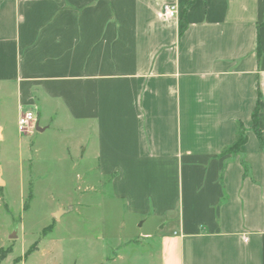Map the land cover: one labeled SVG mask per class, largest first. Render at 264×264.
Returning a JSON list of instances; mask_svg holds the SVG:
<instances>
[{"label": "crops", "instance_id": "crops-1", "mask_svg": "<svg viewBox=\"0 0 264 264\" xmlns=\"http://www.w3.org/2000/svg\"><path fill=\"white\" fill-rule=\"evenodd\" d=\"M8 90L151 223V264H264V0H0Z\"/></svg>", "mask_w": 264, "mask_h": 264}, {"label": "rangeland", "instance_id": "rangeland-1", "mask_svg": "<svg viewBox=\"0 0 264 264\" xmlns=\"http://www.w3.org/2000/svg\"><path fill=\"white\" fill-rule=\"evenodd\" d=\"M54 126L42 135L20 133L11 92H0V251L11 250L1 264L156 261L159 249L145 236L154 235L151 223L138 229L111 182L93 170L94 159L72 160L70 132L55 134Z\"/></svg>", "mask_w": 264, "mask_h": 264}, {"label": "trees", "instance_id": "trees-1", "mask_svg": "<svg viewBox=\"0 0 264 264\" xmlns=\"http://www.w3.org/2000/svg\"><path fill=\"white\" fill-rule=\"evenodd\" d=\"M187 26L186 23V19L184 18L181 23H180V33H183L185 31V28ZM259 58H260V53H259ZM253 127H254V132L257 135V137L259 138V140L261 141V131L259 128V105L257 106V108L255 109L254 113H253ZM248 137L246 135V131L245 128L243 126L242 123H238L237 124V134H236V139L235 142L225 148L222 151V155L226 156V155H237L241 153V149L242 147L247 143ZM51 229L53 227H50ZM36 249V246L32 249H30L26 254H25V258H27L32 252L33 250ZM11 252V250H1L0 251V264L7 258V255ZM21 261V259L19 260H15L14 264H18Z\"/></svg>", "mask_w": 264, "mask_h": 264}, {"label": "built area", "instance_id": "built-area-1", "mask_svg": "<svg viewBox=\"0 0 264 264\" xmlns=\"http://www.w3.org/2000/svg\"><path fill=\"white\" fill-rule=\"evenodd\" d=\"M179 14L176 5L166 4L162 8L161 15L165 19H175ZM38 123L37 115L33 112H25L18 120V128L20 133H32L36 130Z\"/></svg>", "mask_w": 264, "mask_h": 264}, {"label": "water", "instance_id": "water-1", "mask_svg": "<svg viewBox=\"0 0 264 264\" xmlns=\"http://www.w3.org/2000/svg\"><path fill=\"white\" fill-rule=\"evenodd\" d=\"M36 132L42 133L44 132V129L40 128L38 125L36 127ZM60 214L57 215V217H59Z\"/></svg>", "mask_w": 264, "mask_h": 264}]
</instances>
